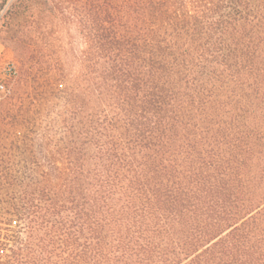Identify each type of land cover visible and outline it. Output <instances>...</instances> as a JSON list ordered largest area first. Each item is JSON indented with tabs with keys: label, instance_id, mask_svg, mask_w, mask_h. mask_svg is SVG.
Listing matches in <instances>:
<instances>
[{
	"label": "trees",
	"instance_id": "obj_1",
	"mask_svg": "<svg viewBox=\"0 0 264 264\" xmlns=\"http://www.w3.org/2000/svg\"><path fill=\"white\" fill-rule=\"evenodd\" d=\"M61 4L80 69L25 52L63 100L0 155V264H264V0Z\"/></svg>",
	"mask_w": 264,
	"mask_h": 264
},
{
	"label": "rangeland",
	"instance_id": "obj_2",
	"mask_svg": "<svg viewBox=\"0 0 264 264\" xmlns=\"http://www.w3.org/2000/svg\"><path fill=\"white\" fill-rule=\"evenodd\" d=\"M63 8L61 0H0V66L12 61L17 71L8 82V92L0 98V155L11 169L14 160L28 166L31 140L53 128L63 100L59 72L17 87L25 52L32 49L35 56L49 54L69 82L75 81L80 69L84 39L75 18L64 15ZM14 9L19 16L10 14ZM57 160L55 164L61 165Z\"/></svg>",
	"mask_w": 264,
	"mask_h": 264
},
{
	"label": "built area",
	"instance_id": "obj_3",
	"mask_svg": "<svg viewBox=\"0 0 264 264\" xmlns=\"http://www.w3.org/2000/svg\"><path fill=\"white\" fill-rule=\"evenodd\" d=\"M17 71L12 61L0 66V98L8 92V82L15 77Z\"/></svg>",
	"mask_w": 264,
	"mask_h": 264
}]
</instances>
